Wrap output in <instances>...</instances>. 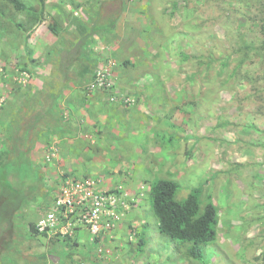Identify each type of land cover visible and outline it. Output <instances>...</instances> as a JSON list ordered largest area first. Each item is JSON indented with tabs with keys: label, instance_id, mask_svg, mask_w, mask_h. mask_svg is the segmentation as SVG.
Segmentation results:
<instances>
[{
	"label": "rangeland",
	"instance_id": "1",
	"mask_svg": "<svg viewBox=\"0 0 264 264\" xmlns=\"http://www.w3.org/2000/svg\"><path fill=\"white\" fill-rule=\"evenodd\" d=\"M21 1L41 21L30 31L27 10L0 0V149L8 151L0 168L11 190L35 191L15 215L11 245H0V264H59L57 243L74 245L31 229L68 177L125 203L114 226L92 237L84 264H264V0ZM95 7L98 19L87 18ZM73 21L109 23L102 40L90 36L97 63H115L113 103L87 89L98 65L86 77L72 72L85 56ZM155 178L176 180L178 198L200 187L201 202L214 203L217 236L199 260L158 231L147 194Z\"/></svg>",
	"mask_w": 264,
	"mask_h": 264
},
{
	"label": "trees",
	"instance_id": "2",
	"mask_svg": "<svg viewBox=\"0 0 264 264\" xmlns=\"http://www.w3.org/2000/svg\"><path fill=\"white\" fill-rule=\"evenodd\" d=\"M2 1L10 4L13 9L18 12L27 10L21 0ZM27 12L29 13V16L33 18L30 22L31 26L29 28L30 31H32L36 24L41 21V18H36V15L32 14L29 10H27ZM15 25L19 28L24 27V23L21 21H16ZM47 26L51 32L59 35L60 32L55 20L49 22ZM29 33L30 32H28L27 37ZM96 63L97 60L90 61L89 57L84 56L83 61L81 60L79 62L80 66L77 75L80 77H86L87 72L98 64ZM91 77L92 76L90 75L88 80H91ZM50 87L51 86H49V88H43V92L45 93L44 98L49 97L51 100H54L55 94L54 91H51ZM104 93L109 96L107 91ZM38 95L39 94H37L34 99L37 103H40L42 99ZM51 100L50 102H52ZM43 114L44 113L41 112L39 115L42 116ZM55 129L57 132L63 131L58 125L55 126ZM0 151V167H2L3 158L7 157L8 151L5 149H0ZM38 180L39 177L37 183ZM7 181V176L5 175L3 168H0V245L3 249H7L11 245V234L14 231V218L16 213L24 204H26L30 194L35 191L34 188L33 190L26 191V195L15 192L10 189L11 187ZM179 189L180 185L174 179L155 178L151 180L147 188L150 209L156 219L158 231L173 240L181 243H188L185 254L199 260L203 255L202 247L216 239L217 209L210 199V196H208L206 201L201 202L200 187L191 188L182 198L177 197ZM31 229L33 232L38 233L33 224H31ZM95 239L96 240L92 243L93 245L98 242V238ZM143 243L144 239L140 237L139 245H142Z\"/></svg>",
	"mask_w": 264,
	"mask_h": 264
},
{
	"label": "built area",
	"instance_id": "3",
	"mask_svg": "<svg viewBox=\"0 0 264 264\" xmlns=\"http://www.w3.org/2000/svg\"><path fill=\"white\" fill-rule=\"evenodd\" d=\"M113 65L111 61L99 65L87 85L89 92L107 91L111 102L115 101ZM121 101L129 103L130 98L121 95ZM124 207L121 195L96 189L90 179L68 177L59 189L54 206L38 217L34 227L38 233L71 238L77 229L85 228L92 237H98L102 230L114 226Z\"/></svg>",
	"mask_w": 264,
	"mask_h": 264
},
{
	"label": "crops",
	"instance_id": "4",
	"mask_svg": "<svg viewBox=\"0 0 264 264\" xmlns=\"http://www.w3.org/2000/svg\"><path fill=\"white\" fill-rule=\"evenodd\" d=\"M86 9L87 10L84 12L86 13L87 18L92 16L93 14H96L95 19H98L99 14L101 12V9L99 7L93 8V11L90 8H86ZM108 14H109L108 17H113L112 16L113 14H111V15H110V13H108ZM70 24L75 29H77L79 33L81 31L80 34L83 37L82 47L84 48L83 52H84L85 56L89 57L90 61H92V60L96 61L98 59L96 56V52L98 50V45H97V43H95L96 41H94L92 39V37L94 36L95 38H98V41L102 40V38H100V37H102V35L99 34V32H101V29H105L109 25L108 21L106 22V24L104 22V24L101 23L100 25H98L97 23L94 22L93 25L91 26V28L86 27L84 22L81 23V22H74L73 21V22H70ZM85 28L86 29L88 28L87 31L85 30ZM87 33L92 34L93 36L91 37ZM91 42L94 44L93 47H91L92 46ZM86 48H88V49H86ZM87 50H88V53H87ZM93 53H94V56H92ZM99 64L100 63H98L97 65H99ZM92 70H94V69H92ZM77 71H78V69L76 67H73L72 72L77 74ZM115 75H116V73L114 72V76ZM91 76H92V72H91ZM46 87L49 88V86H46ZM55 107H56L55 101H52L51 102V109H54ZM91 239H92V237L89 234L88 230L85 228H80V229H77L75 231L74 238H73V244H74L73 246L68 247L67 243L64 241H60L59 243H57L61 247L58 250L59 261H60L59 264H81V263H85L88 261H92L93 260L92 253L94 252V248H95L94 246L97 243L95 245H93L92 244L93 242L91 241ZM64 260H65V262H63Z\"/></svg>",
	"mask_w": 264,
	"mask_h": 264
},
{
	"label": "clouds",
	"instance_id": "5",
	"mask_svg": "<svg viewBox=\"0 0 264 264\" xmlns=\"http://www.w3.org/2000/svg\"><path fill=\"white\" fill-rule=\"evenodd\" d=\"M106 63V62H105ZM114 63V62H113ZM99 66V65H98ZM97 66V67H98ZM114 66H115V63H114V65H113V69H114ZM96 69V68H95ZM94 69V70H95ZM94 70H93V72H94ZM93 72H92V74H93ZM91 79H92V77H91ZM90 81V80H89ZM89 81H88V83H89ZM114 87H115V85H114ZM101 92H106V91H103V90H100ZM131 99V98H130ZM35 225V224H34ZM92 237V236H91ZM96 240V239H95ZM94 241V240H93ZM81 264H84V263H81Z\"/></svg>",
	"mask_w": 264,
	"mask_h": 264
}]
</instances>
